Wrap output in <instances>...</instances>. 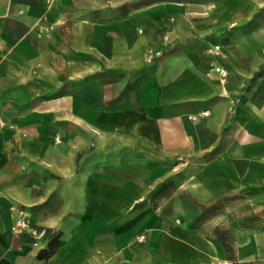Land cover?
Here are the masks:
<instances>
[{
	"label": "crops",
	"instance_id": "1",
	"mask_svg": "<svg viewBox=\"0 0 264 264\" xmlns=\"http://www.w3.org/2000/svg\"><path fill=\"white\" fill-rule=\"evenodd\" d=\"M0 264H264V0H0Z\"/></svg>",
	"mask_w": 264,
	"mask_h": 264
},
{
	"label": "rangeland",
	"instance_id": "2",
	"mask_svg": "<svg viewBox=\"0 0 264 264\" xmlns=\"http://www.w3.org/2000/svg\"><path fill=\"white\" fill-rule=\"evenodd\" d=\"M147 1H150V0H144V2H147ZM153 1H155V0H153ZM158 1H163V0H158ZM133 5L134 4L132 2H127L125 5H122L119 9H113L111 12H109V14H105V15H109L111 18L123 17L124 15H126L127 9H129ZM167 28H168V23H165L161 28H159V34H160V36L164 42V44L162 45V48L160 50L161 54L170 50L171 48H173L175 46L174 42L172 43V41L170 40V38L166 34ZM219 202H221V203H218L216 205H215V203L211 204V205H202V204H195L194 203L193 206L200 213L204 214L205 216H208V215H214L216 213H221L224 211L225 203H227V202H223V201H219ZM211 206H212V209L208 210Z\"/></svg>",
	"mask_w": 264,
	"mask_h": 264
},
{
	"label": "built area",
	"instance_id": "3",
	"mask_svg": "<svg viewBox=\"0 0 264 264\" xmlns=\"http://www.w3.org/2000/svg\"><path fill=\"white\" fill-rule=\"evenodd\" d=\"M16 211V220L14 225L12 226V230L14 232H27L30 234L34 240L33 245L38 246L39 241L47 236L44 229H39L37 226L32 225L28 221V213L23 208H18ZM48 238V236L46 237ZM144 238L143 235L137 237V240H142Z\"/></svg>",
	"mask_w": 264,
	"mask_h": 264
},
{
	"label": "trees",
	"instance_id": "4",
	"mask_svg": "<svg viewBox=\"0 0 264 264\" xmlns=\"http://www.w3.org/2000/svg\"><path fill=\"white\" fill-rule=\"evenodd\" d=\"M162 190H163V188L160 189L159 192H161ZM213 208H214V207H213ZM211 209H212V206H211L208 210H211ZM208 210H207V211H208ZM204 213H205V212H204ZM200 217H201V216H200ZM200 217H198L197 221L199 220ZM200 219H201V218H200ZM37 228H39V229H44V228H40V227H37ZM44 230H45V232H46V234H47V236H48V242H47V246H46V248H45V249H41V250L39 251L38 256H44V255H43L44 252H45L46 255H49V254L53 251L52 244H53L54 241L57 240V238H58L57 234H55L51 229H49V228H45ZM218 232H220V230H218ZM221 232H222V236H228V232H227L226 230H223V231H221ZM227 238L230 239V237H227ZM224 245L226 246L227 244L224 243ZM226 249H227V246H226Z\"/></svg>",
	"mask_w": 264,
	"mask_h": 264
}]
</instances>
